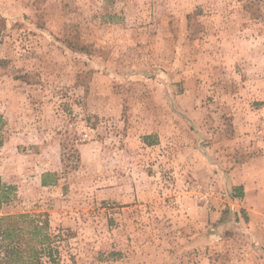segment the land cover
<instances>
[{
    "label": "rangeland",
    "instance_id": "374dc122",
    "mask_svg": "<svg viewBox=\"0 0 264 264\" xmlns=\"http://www.w3.org/2000/svg\"><path fill=\"white\" fill-rule=\"evenodd\" d=\"M0 114L25 261L264 264V21L242 2L0 0Z\"/></svg>",
    "mask_w": 264,
    "mask_h": 264
},
{
    "label": "trees",
    "instance_id": "16d2710c",
    "mask_svg": "<svg viewBox=\"0 0 264 264\" xmlns=\"http://www.w3.org/2000/svg\"><path fill=\"white\" fill-rule=\"evenodd\" d=\"M243 3V8L247 11L251 19L255 21H264V0H238ZM258 105H262L258 103ZM5 120L0 114V129L5 125ZM3 144V140L0 136V146ZM47 175L43 176L42 185L50 186L55 183L48 182L46 179ZM239 194L237 197L241 198L243 196L242 188H236ZM17 193V188L14 185H8L3 183L0 180V214L3 210V207L11 203L15 198ZM30 217L28 215H16V216H1L0 217V264H41L39 259V253L35 249L32 250L31 256L35 259L31 262H27L22 259L21 255L25 251L22 248L21 243L15 239V234L19 231V219ZM47 224H45L46 226ZM43 227L35 226L33 228L32 234L41 233ZM50 241L48 235L43 236L41 244H45Z\"/></svg>",
    "mask_w": 264,
    "mask_h": 264
}]
</instances>
